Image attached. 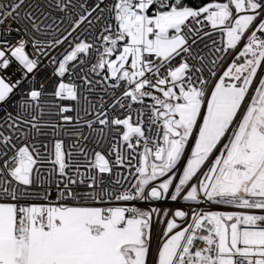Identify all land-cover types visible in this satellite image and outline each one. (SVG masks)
Instances as JSON below:
<instances>
[{
  "label": "snow or ice",
  "instance_id": "snow-or-ice-1",
  "mask_svg": "<svg viewBox=\"0 0 264 264\" xmlns=\"http://www.w3.org/2000/svg\"><path fill=\"white\" fill-rule=\"evenodd\" d=\"M0 264H264V0H0Z\"/></svg>",
  "mask_w": 264,
  "mask_h": 264
}]
</instances>
